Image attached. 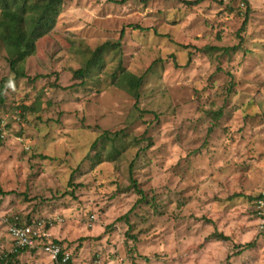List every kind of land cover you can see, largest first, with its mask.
Listing matches in <instances>:
<instances>
[{"label":"rangeland","instance_id":"1","mask_svg":"<svg viewBox=\"0 0 264 264\" xmlns=\"http://www.w3.org/2000/svg\"><path fill=\"white\" fill-rule=\"evenodd\" d=\"M121 1L62 0L25 78L0 41V264H52L11 215L76 264H264V0Z\"/></svg>","mask_w":264,"mask_h":264},{"label":"trees","instance_id":"2","mask_svg":"<svg viewBox=\"0 0 264 264\" xmlns=\"http://www.w3.org/2000/svg\"><path fill=\"white\" fill-rule=\"evenodd\" d=\"M126 0L121 1L123 3ZM248 4L247 0H242ZM62 0H0V41L5 43L9 48L8 51L11 55L10 66L11 69L16 72V78L27 77L23 71L16 69L17 61L25 59L35 51L36 42L44 34H46L54 23V16L60 11ZM123 37V33L121 34ZM114 46L111 43L101 45L93 52L91 57L86 61L83 69L78 70L75 75L83 77L89 75L93 68L100 61L101 55ZM12 80L6 78L1 82L0 87V106L5 103V88L6 84ZM143 78L136 77L130 73H123L118 75L115 79V85L126 91L131 95L136 102L140 98V88L142 86ZM110 132H104V136L109 135ZM116 140H119V136L115 134ZM121 140V139H120ZM119 140V142H120ZM131 179L133 180L134 188L137 189L139 194L142 191L138 189V184L133 178V167L130 169ZM1 193V192H0ZM8 223L15 224L17 226L29 225L35 219H24L20 216H8ZM56 244L60 242L55 241ZM62 246V245H61ZM249 245L248 247H251ZM21 251L29 250L39 252L37 249H18ZM73 263L72 261L70 264Z\"/></svg>","mask_w":264,"mask_h":264},{"label":"built area","instance_id":"3","mask_svg":"<svg viewBox=\"0 0 264 264\" xmlns=\"http://www.w3.org/2000/svg\"><path fill=\"white\" fill-rule=\"evenodd\" d=\"M3 137L4 134L0 130V139ZM255 206L259 224H261L260 229L264 231V193L256 199ZM1 219L0 216V222ZM95 219L96 216L93 215L91 220L94 221ZM8 234L16 250L37 249L39 252L45 253L52 264H70V261H72V255L51 239L50 234L45 230L44 223L40 220H33L26 226L8 223ZM72 264H76L74 258Z\"/></svg>","mask_w":264,"mask_h":264},{"label":"crops","instance_id":"4","mask_svg":"<svg viewBox=\"0 0 264 264\" xmlns=\"http://www.w3.org/2000/svg\"><path fill=\"white\" fill-rule=\"evenodd\" d=\"M6 225V228H7V231H8V224H5ZM50 260V259H49Z\"/></svg>","mask_w":264,"mask_h":264}]
</instances>
